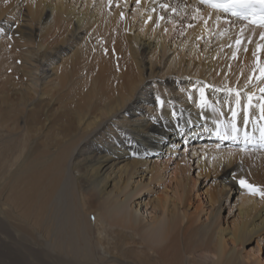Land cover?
<instances>
[{
	"label": "bare ground",
	"instance_id": "obj_1",
	"mask_svg": "<svg viewBox=\"0 0 264 264\" xmlns=\"http://www.w3.org/2000/svg\"><path fill=\"white\" fill-rule=\"evenodd\" d=\"M161 1L139 0L130 17L119 0H0V264H92L95 230L110 240L107 264H183L197 250L211 264H261L235 246L264 232V210L236 199L240 220L223 227L226 192L193 193L189 167L264 145V27ZM188 139L199 141L179 151ZM152 186L163 194L145 202ZM206 204L215 215L200 224Z\"/></svg>",
	"mask_w": 264,
	"mask_h": 264
},
{
	"label": "rangeland",
	"instance_id": "obj_2",
	"mask_svg": "<svg viewBox=\"0 0 264 264\" xmlns=\"http://www.w3.org/2000/svg\"><path fill=\"white\" fill-rule=\"evenodd\" d=\"M75 1L81 2L82 0H75ZM122 1H123V5L120 6L121 7L120 11L123 12V14L125 16L129 15L130 17H132L134 15V12H135L134 11L135 4L136 3L140 4V2H138V0H128V2L127 1L125 2V0H119V2H122ZM163 1L164 0H162L161 3ZM174 1L175 0H173V2ZM177 1H179V0H177ZM180 2H183V1L180 0L179 3ZM116 4H117L116 2L112 3V8H114L116 6ZM168 7H170V6H168ZM19 12H21L20 14L24 15V16L19 17V18L17 17L19 20L17 18H16L17 20L15 18L9 19V25L12 27V29L17 30V31L20 30V28H23V26L27 24V22H26V19H27L26 14L27 13L23 9V7H20ZM27 46L30 48L33 47L32 44L31 45L28 44ZM0 68H1L0 73L8 74V71H9L8 66L5 63L1 64ZM7 78H11V76L2 77V80H6ZM144 107H145V105H144ZM196 141H199V140H194V139L184 140L182 146L178 147L179 151L183 150L184 148H189ZM245 148H247V147H245ZM225 149L227 150V148H224V150ZM248 150L251 151L252 154H250V155L239 154V155L232 156V157L231 156L230 157L225 156L224 158H219V160L217 158L216 163H214V167L207 165L206 168H204V169H202L201 167L196 165V160L198 158H200V156L198 154L196 155V157L194 156V158H191V160H190L191 166L189 167L190 168L189 171L190 170L191 171L190 172L188 171L189 176L190 177L196 176V172H198V175L196 176L198 178H197L196 185L193 188V193H200L201 191L205 190L206 192L209 191V192L213 193V194H210L209 196L216 195V196H219V198H220L223 191H224V193L226 192L225 193L226 197L224 199L223 198L220 199V215L218 218L220 224L223 227H229V228L231 227L232 228V225L234 226L240 220V216L238 214L239 211H238L237 205H236V203H237L236 199L239 200V199L245 198L244 196H246V195H252L256 201V205L258 206L257 208L261 209V211L264 210V198H262L259 195L251 194L249 192V190L247 188L243 187L240 183V180L243 179L248 184H251L255 187H258L261 190H264V154H262L264 152V149H262L261 147L258 148L257 145L255 144L254 146L249 147ZM170 154H172V153H170ZM188 157H189V154H188ZM173 158H174L173 161H176V160L182 158V154L176 153L173 155ZM173 165H174V163L171 164V167ZM199 174H201V175H199ZM143 179L145 180V178H143ZM229 179H231L234 183L227 182V181H229ZM145 191L147 193V196L144 197L145 202H152L154 197L156 196V193H158V194L161 193V190L159 188H157L155 190V186H154V189L152 186L151 190H144V192ZM162 194L163 193H161V195ZM227 197H228V199H227ZM196 199H199V197H196ZM173 201L178 202V200H176V199H173ZM149 205L150 204H148L146 207L143 204H142V206L138 205V208H140L139 214L143 213L141 218L142 219L144 218L145 221L150 219V213L152 216L155 212L154 209L152 207H150ZM214 206H215V208H217L218 205L215 203ZM142 207H144V208H142ZM182 207H184V209L188 212H190L192 210L191 205H188V204H186L185 206H182ZM204 208L208 209L207 212L208 211L209 212L207 213L206 210L204 212H202V214L200 215V220H199L200 224L209 222L211 220V218L215 215V211H214L213 207L212 208L209 207V204H206V206ZM227 209H229V210H227ZM145 210H147V212ZM203 213H205V214L203 215ZM205 217H208V218H205ZM256 235H253L251 237V239H250L251 241L249 240L248 242H246L248 244L243 243L244 245L239 244V245H236L237 247L235 246V251H238L241 253L240 255L244 259L245 263H250L251 261L260 260V259L263 261L262 262L260 260L261 264L264 263V242H263L264 237L262 238V240H260V238L262 236H264V232L261 233L259 236L258 235L256 236ZM90 236H91V239H90L91 242L90 243L92 244V247H93L92 248L93 263L94 264H107L106 260H107V255L109 256V253L107 252L105 245L108 246V242H110V240L109 241H108V239L103 240L104 246H101V245L97 244L98 238H97V231L96 230L94 232H92ZM108 237L110 238L111 236H108ZM228 237H229V235H228ZM226 238H227V236H226ZM173 244H176V243L174 242ZM134 245L135 244H132V247L135 251H137V252L145 251L144 247L136 245V247H138V249H137ZM228 247L233 248L234 245L233 244L231 245V243H229ZM55 253L56 252H54V254ZM150 254L155 255V252L152 253V251H151ZM182 254H183V256H182L183 257L182 258L183 264H188V262H189V264H193L191 261V260H193V258L194 259L197 258L199 260H202V262H204V264H208V263L211 264V262L214 261V259H216V255L212 251H209V250H197L192 254L191 253L185 254L183 252ZM69 255H68V257L66 256V254H64V256H62L64 258L66 257L64 259V261H66V260L67 261H73L72 258H74V256L72 257L71 254H69ZM247 255H248V257H247ZM54 256H57V255H54ZM1 258L6 259L4 256L0 257V259ZM154 258L160 259V256L159 257L154 256ZM247 261H249V262H247ZM158 264H160V262H158Z\"/></svg>",
	"mask_w": 264,
	"mask_h": 264
},
{
	"label": "snow or ice",
	"instance_id": "obj_3",
	"mask_svg": "<svg viewBox=\"0 0 264 264\" xmlns=\"http://www.w3.org/2000/svg\"><path fill=\"white\" fill-rule=\"evenodd\" d=\"M139 2V0H138ZM200 2L208 7L221 12L224 14H231L241 20L248 21L253 24H259L264 27V0H200ZM162 7H168L163 5ZM175 11V9H173ZM219 19V16L217 17ZM261 37L264 38V33H261ZM239 43V41H237ZM260 46L258 45V48ZM259 68L261 76H264V67L257 65ZM264 91V89H261ZM251 99V97H249ZM202 105L206 101L203 99V94L201 97ZM235 116V112H233ZM262 119H264V106H262ZM235 124L232 126V131L236 132ZM217 135H220L219 128L217 130ZM261 141L264 142V127L260 129ZM222 138H226L222 137ZM247 133H245V140L247 141ZM264 146V145H262ZM240 183L243 187L247 188L251 194L259 195L264 198V190L259 189L251 184H248L245 180L241 179Z\"/></svg>",
	"mask_w": 264,
	"mask_h": 264
}]
</instances>
